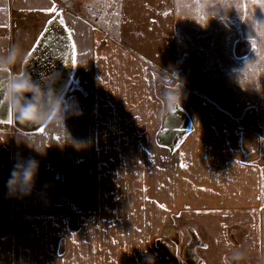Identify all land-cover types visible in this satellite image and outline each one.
<instances>
[{"label":"crops","instance_id":"crops-1","mask_svg":"<svg viewBox=\"0 0 264 264\" xmlns=\"http://www.w3.org/2000/svg\"><path fill=\"white\" fill-rule=\"evenodd\" d=\"M7 1L0 0L6 44L15 29ZM65 4L64 39L69 34L80 57L87 51L98 60L87 90L84 81V90L72 85L58 99L82 115L68 112L62 121L54 105L40 137L1 131L0 209L3 227L12 222L11 263L146 264L147 249L156 264H264V0ZM5 52L1 120L10 112L7 84L21 73L13 64L20 48ZM158 55L177 56L179 68L184 57H199L197 78H211L209 87L182 96L189 131L172 149L156 141L162 118L154 81L161 71L141 60ZM122 59L131 64L122 68ZM106 73L112 85L101 83ZM104 95L113 105L106 111L99 110ZM90 98L100 103L93 111ZM28 144L49 147L37 152ZM32 159L38 172L30 194L11 193L15 166Z\"/></svg>","mask_w":264,"mask_h":264},{"label":"rangeland","instance_id":"rangeland-1","mask_svg":"<svg viewBox=\"0 0 264 264\" xmlns=\"http://www.w3.org/2000/svg\"><path fill=\"white\" fill-rule=\"evenodd\" d=\"M11 2L12 3L8 2L7 5L8 7L10 6L8 9H11V20L15 29H13L12 33L9 34L10 40L8 44L5 42H3L4 44L0 42V67H2L3 58H5V56L2 55V52L5 54V49L10 45V48L15 50L20 48L21 60L16 61L17 57L15 60L13 59V64H16V66L17 64H21L20 77L24 75H30L35 82L39 83L44 88L47 87L48 84L52 82V80L55 81L54 84L57 83L56 85H58L56 86L55 93H57V96L55 97V100H58L72 85L77 87V90H79V88L80 90H84L85 87V90H87V82L90 84L94 78L91 73V71H94L92 70L91 65L93 63H97L98 59L97 57H92L87 51H84V54L83 51H81L85 57H80L79 54L73 50V46H71V42L68 37L69 34L66 35L68 40L66 38L64 39L65 27L62 26L60 19L65 17L64 12L67 10V6H69V4L66 5L65 0H43L38 5L29 3L28 0H12ZM53 9H55V11H53ZM57 21H60V23ZM16 32L20 34V39H18L19 37H17ZM97 45L101 46V44L98 42ZM85 47H87V45H85ZM29 52L32 54L29 55ZM50 52H53L52 56L49 58H51L53 61L52 67H54L45 69L43 66L45 63L44 60L50 55ZM177 58V56L167 55L141 57L143 62L149 61L151 62L152 68L161 71V73L155 74L159 75L160 77L154 81V97L156 98V100L154 99V103L158 105L159 113L161 114V128L168 114L170 113L168 101L169 93L180 94L182 98L185 92L188 91V88H194L195 86L209 87L211 85V78L208 73V76L205 78H197L198 73L195 71V65L202 62L201 58L184 57L182 62H180L182 69L177 66V63H179L177 62ZM214 60H218L217 63H225L224 57H214ZM122 61V68H125L131 64L126 59H122ZM9 64H12V57ZM86 71H89L88 74ZM221 74L222 71L219 72V78L221 77ZM85 75H87V78ZM48 76L49 80L50 76H53V79L47 81ZM82 77H84V79ZM101 78V83L103 85L108 86L113 84V78L111 75H109V73H106L104 77ZM80 79L82 82H80ZM96 79L98 80V78ZM8 80L11 81V77H9ZM42 80L43 85L40 82ZM84 81H86L85 87H83L85 84ZM78 82L81 83V85L78 84ZM91 90L92 87L90 88V95L93 94ZM202 92L206 94L207 92H210V90H202ZM130 96H133V93H131ZM122 98H126V96ZM51 100L52 98H50L48 105L44 104L42 99L37 101L44 113V115L39 120L36 119L34 114H31L26 118L25 121L17 123L15 121V113L19 110V107L22 104H26L28 101L22 99L20 103L16 104V97L12 94L10 103L12 123L10 126L9 123H7L8 126L6 124L0 123V135L3 134V132H1L3 129H9L8 133L4 135H9L10 138H12V135H14L16 132L27 136L36 134L38 137H40V134L43 132V130L49 126L48 117L50 115V111L55 105V103ZM104 101L106 103L103 104V106L100 105L99 110L106 111L109 107L113 108V105L109 104L111 102H108L107 95L105 96ZM104 101L101 103H104ZM95 103L96 102L93 101V98H90L89 107L91 111L95 110V107L97 108L98 104H100ZM153 105L155 106V104ZM76 106L81 108L82 103L78 102ZM181 107L182 106L180 102L178 109L182 110ZM177 124L183 125V129L188 128L187 121H185L184 124L180 122ZM142 126L145 127L144 125ZM143 127L142 129H138L140 133L145 130H143ZM2 143L5 150L9 142L5 140ZM5 191H1L0 189V197L1 193ZM76 224L77 223H75L73 219L71 221L69 220L70 230L74 229ZM6 229V226L3 227L2 225V211L0 209V264H12L10 255L12 252L11 242L13 241L12 222L9 226V229Z\"/></svg>","mask_w":264,"mask_h":264},{"label":"clouds","instance_id":"clouds-1","mask_svg":"<svg viewBox=\"0 0 264 264\" xmlns=\"http://www.w3.org/2000/svg\"><path fill=\"white\" fill-rule=\"evenodd\" d=\"M6 91L9 94H13L15 97H24V99L28 101L26 104H22L19 107V110L15 113V121L17 123L25 121L30 114H34L37 120H39L44 115L43 111L41 110L40 104L37 101L49 95V90H45V88L42 87L39 83L35 82L30 75H24L18 77L14 81L9 82L6 87ZM51 95L54 98L53 102L55 103L53 112L56 113L62 121H65V119L67 118L66 113L68 112H71L72 115L76 116H80L83 114L82 111L76 110L71 105H66L64 101L55 100L57 93H55L54 91L51 92ZM168 101L169 111L175 112L180 105L181 95L169 93ZM57 145L60 144L57 143ZM27 146L30 147L31 150L37 152L40 151V148H43L46 151L49 147L47 146V144H42L40 146L28 144ZM15 168L17 170H14L12 172L11 177L8 181V188L10 192L15 194L17 191H19L22 195H29L33 187L34 177L38 172V162L32 159L29 160L26 168L20 165H16ZM141 250L144 252L146 264H156L155 255L149 254L147 249Z\"/></svg>","mask_w":264,"mask_h":264},{"label":"trees","instance_id":"trees-1","mask_svg":"<svg viewBox=\"0 0 264 264\" xmlns=\"http://www.w3.org/2000/svg\"><path fill=\"white\" fill-rule=\"evenodd\" d=\"M185 121H187L188 125V120L182 110L177 109L175 112H170L164 121L161 130L156 135L157 143L171 149L177 146L189 131V125L188 128L183 129V125H178L177 123L180 122L184 124Z\"/></svg>","mask_w":264,"mask_h":264},{"label":"bare ground","instance_id":"bare-ground-1","mask_svg":"<svg viewBox=\"0 0 264 264\" xmlns=\"http://www.w3.org/2000/svg\"><path fill=\"white\" fill-rule=\"evenodd\" d=\"M52 53L53 52H50V55L49 56H47L46 57V59L44 60V64H43V66H44V68L45 69H49V68H53L52 67V60H51V58H49V57H51L52 56ZM49 58V59H48ZM50 71V70H49ZM49 71H47V72H49ZM53 77V76H52ZM0 79H1V77H0ZM5 86H6V83L1 79L0 80V89H5ZM53 87H54V85H53ZM53 87H52V89H53ZM46 90H49V93H50V86H47L46 87ZM27 95V94H26ZM50 98H51V96H50V94L49 95H47L46 97H44V98H42V101H43V103L44 104H46V105H48L49 104V100H50ZM22 99H24V97H16V104H18V103H20L21 102V100ZM25 100V99H24ZM1 120V119H0Z\"/></svg>","mask_w":264,"mask_h":264},{"label":"snow or ice","instance_id":"snow-or-ice-1","mask_svg":"<svg viewBox=\"0 0 264 264\" xmlns=\"http://www.w3.org/2000/svg\"><path fill=\"white\" fill-rule=\"evenodd\" d=\"M254 2H258V0H254ZM246 5H245V9H246ZM53 11H55V9H53ZM73 47H75V45H73ZM33 51H34V49H33ZM32 53L31 52H29V55H31ZM9 123V124H11L12 123V117H11V112H9V115H8V118H7V120H0V123ZM57 139H59V137H57Z\"/></svg>","mask_w":264,"mask_h":264},{"label":"built area","instance_id":"built-area-1","mask_svg":"<svg viewBox=\"0 0 264 264\" xmlns=\"http://www.w3.org/2000/svg\"><path fill=\"white\" fill-rule=\"evenodd\" d=\"M80 80H81V79H80ZM80 82H82V80H81ZM15 111H16V109H15Z\"/></svg>","mask_w":264,"mask_h":264},{"label":"water","instance_id":"water-1","mask_svg":"<svg viewBox=\"0 0 264 264\" xmlns=\"http://www.w3.org/2000/svg\"><path fill=\"white\" fill-rule=\"evenodd\" d=\"M5 101L7 102V99H5Z\"/></svg>","mask_w":264,"mask_h":264}]
</instances>
